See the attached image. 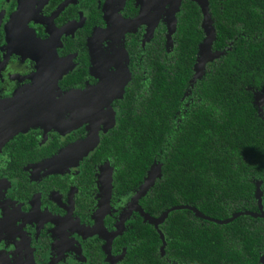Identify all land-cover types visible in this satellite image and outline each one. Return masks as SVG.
I'll use <instances>...</instances> for the list:
<instances>
[{
    "label": "trees",
    "instance_id": "obj_1",
    "mask_svg": "<svg viewBox=\"0 0 264 264\" xmlns=\"http://www.w3.org/2000/svg\"><path fill=\"white\" fill-rule=\"evenodd\" d=\"M206 2L215 35L211 52L224 53L191 83L204 38L203 15L191 0L179 4L170 44L163 29L140 49L132 38L129 56L139 68L128 69L122 98L112 104L113 123L91 154L96 163L109 161L116 196L133 198L159 165L160 175L138 199L152 218L182 205L216 220L264 213V122L252 99L254 90L264 91V0ZM128 224L132 250L145 251L147 264L264 259V220L249 216L218 225L182 209L157 227L139 214Z\"/></svg>",
    "mask_w": 264,
    "mask_h": 264
},
{
    "label": "flooded vegetation",
    "instance_id": "obj_2",
    "mask_svg": "<svg viewBox=\"0 0 264 264\" xmlns=\"http://www.w3.org/2000/svg\"><path fill=\"white\" fill-rule=\"evenodd\" d=\"M171 8L169 0H0V103L29 98L54 118L0 148V264H147L127 232L139 214L130 210L132 196L113 194L108 160L96 163L93 150L80 157L72 147L86 141L90 127L98 129V145L122 98L119 85L124 89L126 72L139 68L130 40L140 49L155 31L167 35ZM54 53L61 76L51 90ZM102 83L108 92L100 109V91L92 92ZM252 99L264 122L263 89Z\"/></svg>",
    "mask_w": 264,
    "mask_h": 264
},
{
    "label": "water",
    "instance_id": "obj_3",
    "mask_svg": "<svg viewBox=\"0 0 264 264\" xmlns=\"http://www.w3.org/2000/svg\"><path fill=\"white\" fill-rule=\"evenodd\" d=\"M169 1H171V3H172V8L170 9V12H169L168 18H167V21L169 24H168L166 39H167V42L170 44V36L175 31L176 19L174 17V14L178 11L179 4H180L181 0H169ZM191 1L197 3V5L199 6L200 11L203 15V21H202L201 27H202L203 32H204V38L198 47V57L196 59V64L194 66V76L191 80V83H193L195 81V79H198L201 77L203 69H204V65L207 62H211L212 60L218 58L224 52H216V53L211 52V45L215 39V35H214V29H213L212 24H211V19H210V15L208 12L206 0H191ZM140 22L141 21H139V20H134V22L133 23L131 22V23L132 24H138ZM131 23H129V24L131 25ZM149 36H151V34ZM122 53H123V51H122ZM55 56L56 55L54 53V58H53V62H54L53 70L54 71L52 72L53 77L51 80V84H52V87H50L51 90H53L55 88L56 82L61 76L58 73V71H55V64L58 61ZM127 78H128V74L126 72V79ZM120 85H119V89H120L119 92H122L123 85H121V87H120ZM93 90H95V89H93ZM98 91H100V94L95 93ZM103 91L108 92V85H105V83L104 84L102 83L101 86H99V89H97V91L92 92V93H95L94 95H95L96 100L99 99L100 109L104 105L106 107V102H104V100H103V102H100L102 99L105 98L102 96ZM74 93L75 92L71 91L68 94L70 95V97L77 96L76 93L75 94ZM30 96H32L33 98L36 97L33 93H31ZM119 96H120V94H118V97ZM27 100H28V102H25V104H23V105H19V102L17 101V99H14V98L3 101L0 103V148L10 138H12L15 134L27 130L28 128L38 124V122H41L44 119H47L48 125L52 124V122H54V120H53L54 118H52V116L49 115L48 113L44 112V110H43L44 106H42L41 103L39 105H36V108H35L33 106L32 102H29V98ZM96 106H98V104ZM48 127H50V125ZM88 130H89L88 131L89 134H88L86 141L80 142L77 145H74L72 147V148H76V147L80 148L79 149L80 153H81L80 157L85 156L89 151L93 150V148L97 145V142H98V135H97L98 129L95 127L94 128L90 127ZM62 153H60V155L58 157H61ZM55 160H56V158H53L48 163H50V162L55 163ZM159 168H160L159 165H156V166H153L149 170L147 177L144 180V184L142 185V187L140 188L138 193L132 198V200H131L132 205H130V208H131L130 210H133V211H136L137 213H139V215L142 217L143 221H146L147 223H149L155 227L162 224L163 221L165 220V218L167 217V215L171 211L182 210V209L189 210L198 218L203 219V220L208 221V222L218 224V225L228 224L229 222L233 221L235 218H237L239 216H249L252 218H256V217L264 218V213H262V212L260 214L259 213H252V212H237V213H233L227 219L216 220V219H213V218H210V217L203 215L200 211H198L194 207L183 206V205L171 207V208L165 210L163 213H161V215L158 218H152L147 213H145L141 209V207L138 205V199L145 194L146 190L150 186H152L154 179L160 175ZM105 184H106L105 194H106V197H109L110 189H111V173L110 172H109L108 177H106V183ZM255 196H256V198L258 200V204H259L261 193L258 190V188L256 190ZM259 208H260V206H259ZM163 246H164V243L161 246V252H163Z\"/></svg>",
    "mask_w": 264,
    "mask_h": 264
},
{
    "label": "bare ground",
    "instance_id": "obj_4",
    "mask_svg": "<svg viewBox=\"0 0 264 264\" xmlns=\"http://www.w3.org/2000/svg\"><path fill=\"white\" fill-rule=\"evenodd\" d=\"M75 149L78 150V149H80V148H79V147H76Z\"/></svg>",
    "mask_w": 264,
    "mask_h": 264
}]
</instances>
